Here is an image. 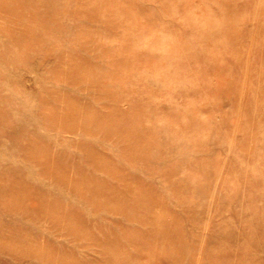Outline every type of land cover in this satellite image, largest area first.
Instances as JSON below:
<instances>
[{"label": "rangeland", "instance_id": "374dc122", "mask_svg": "<svg viewBox=\"0 0 264 264\" xmlns=\"http://www.w3.org/2000/svg\"><path fill=\"white\" fill-rule=\"evenodd\" d=\"M0 264H264V0H0Z\"/></svg>", "mask_w": 264, "mask_h": 264}]
</instances>
